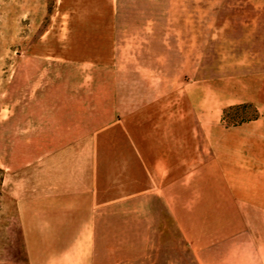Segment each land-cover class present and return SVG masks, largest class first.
Masks as SVG:
<instances>
[{
    "label": "crops",
    "instance_id": "crops-1",
    "mask_svg": "<svg viewBox=\"0 0 264 264\" xmlns=\"http://www.w3.org/2000/svg\"><path fill=\"white\" fill-rule=\"evenodd\" d=\"M117 1L54 0L17 54L44 63L22 85L30 134L17 138L22 163L0 164L3 193L29 211L39 246L78 248L69 264H264V82L233 96L225 82L202 112L195 90L145 99L97 77L123 68ZM258 19L249 48L264 49ZM238 104L258 116L228 127ZM101 248L124 255L101 260Z\"/></svg>",
    "mask_w": 264,
    "mask_h": 264
},
{
    "label": "rangeland",
    "instance_id": "rangeland-1",
    "mask_svg": "<svg viewBox=\"0 0 264 264\" xmlns=\"http://www.w3.org/2000/svg\"><path fill=\"white\" fill-rule=\"evenodd\" d=\"M53 3L0 0L1 165H16V158L19 164L23 161L20 155L16 157L20 154L17 138L30 131L23 133L19 115L31 88L22 85L29 84V68H41L44 62L30 55L20 59L17 54L45 25ZM258 17H264V0H118L116 45L123 68L97 77L128 82L127 88L145 99L172 93L185 103L195 90L204 112L223 94L225 82L231 96L244 89L247 78L257 75L264 82V49L249 48L254 42L253 30L256 25L259 28L261 19L253 23ZM22 64L29 70L17 75ZM257 116L253 104L224 111L228 127ZM0 190L3 193L1 185ZM27 211L8 195L0 197V264H69L67 259L77 260L78 248L39 246L40 235ZM111 250L117 258L124 255L121 248H101L100 259L108 261Z\"/></svg>",
    "mask_w": 264,
    "mask_h": 264
},
{
    "label": "trees",
    "instance_id": "trees-1",
    "mask_svg": "<svg viewBox=\"0 0 264 264\" xmlns=\"http://www.w3.org/2000/svg\"><path fill=\"white\" fill-rule=\"evenodd\" d=\"M243 107H247V106H243ZM3 180V171L0 169V183L2 182ZM1 185V184H0ZM3 196V193L2 191L0 190V197Z\"/></svg>",
    "mask_w": 264,
    "mask_h": 264
}]
</instances>
